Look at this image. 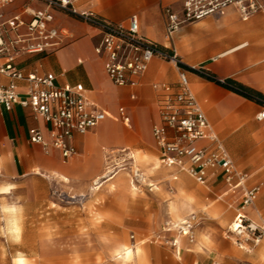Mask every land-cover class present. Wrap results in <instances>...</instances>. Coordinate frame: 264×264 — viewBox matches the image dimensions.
I'll return each instance as SVG.
<instances>
[{
	"label": "crops",
	"instance_id": "crops-1",
	"mask_svg": "<svg viewBox=\"0 0 264 264\" xmlns=\"http://www.w3.org/2000/svg\"><path fill=\"white\" fill-rule=\"evenodd\" d=\"M183 2L184 0H76L75 4L81 11H92L116 22H127L132 14H138L141 33L162 46H173L184 65H201L220 78L235 79L264 94V10L243 19L239 9L230 6L224 14H212L183 24L168 39L165 35L166 9L172 8L180 12ZM43 5L38 0H13L0 8V11L7 17L14 14L28 17L25 13L27 6L41 8ZM54 24L65 25L70 31L64 44L48 52L22 53L17 58L18 67L25 73H54L57 85L82 84L89 100L105 111L107 117L86 134H76L72 142L78 152L66 158L59 149H46L42 144L30 140L29 130L33 127L41 129L48 140L50 138L48 125L41 116L20 104L10 110L0 108V158L4 161L0 165V184H14L15 191L21 192L29 188V179H34L33 190L39 202L46 197V190H43L46 177L61 176L64 179L61 180L62 185L67 186V181L70 182L75 177L86 182L97 173L99 149L106 148L105 145L100 147L103 139H122L118 124L110 121L114 118L112 110L121 101H127L130 105L120 104L116 109L115 119H120L129 126L133 119L132 107L145 111V107L155 104L152 135L161 163V151L153 134V126L160 120L158 101L165 93L173 91L172 87L180 76L179 65L155 57L136 85L118 86L109 78L104 59L95 51L98 38L92 26L61 11H55ZM0 78L5 82L9 80L1 74ZM189 81L190 89L204 110L212 131L225 145L236 170L239 171L235 161L249 158L264 160V119L258 117L262 111L261 104L195 73H189ZM17 84L22 94L26 92V81L18 80ZM142 101L146 102H143L145 105ZM122 107L130 117L129 122L124 121L120 113ZM95 130V134H90ZM199 143L205 145L208 140H201ZM246 143L252 146L247 148ZM115 148H128L135 157L130 146ZM160 165L156 162L152 169L156 170ZM163 166L171 171L173 180H178L182 174L190 176L176 167ZM239 172L245 175L246 182L249 173L242 170ZM211 176L221 182L223 180L222 172L210 170L209 177ZM258 178L263 181L256 185H263L264 167L259 168ZM125 180L121 176L119 183L123 184ZM173 208L176 209V216L180 217L177 205ZM170 222L172 221H167V225ZM164 229L170 231L172 227ZM181 237H178L179 244L174 248V253L180 260L184 249ZM259 252L260 249L258 255ZM228 253L236 252L232 250V253ZM187 259L192 262L190 256Z\"/></svg>",
	"mask_w": 264,
	"mask_h": 264
},
{
	"label": "rangeland",
	"instance_id": "rangeland-1",
	"mask_svg": "<svg viewBox=\"0 0 264 264\" xmlns=\"http://www.w3.org/2000/svg\"><path fill=\"white\" fill-rule=\"evenodd\" d=\"M252 100L260 103L263 110V101ZM120 104L130 105L127 101H121L118 106ZM117 107L112 110L114 118L110 121L118 124L122 139H103L100 147L105 145L106 148L99 149L98 171L88 181L81 182L75 177L63 186V177H46V182L43 181L46 197L39 202L33 190L35 181L29 179L28 189L8 196L9 201L22 198L24 231L19 245L8 244L0 237V245L7 247L3 264H12V257L17 253L28 258L39 257L36 264H73L76 255L80 264H98V260L102 264H114L110 252L121 245L133 251L143 248V264H260L258 250L261 246L255 241L264 240V233L259 236L254 227L264 225V182L259 185L260 193L251 205L242 208L241 201L244 187L263 181L258 178V170L264 167V160L235 161L239 171L249 173L245 184L237 188H230L224 179L221 182L212 176L205 183L185 174L173 180L171 171L159 161L152 135L155 104L145 107V111L132 107L130 126L115 119ZM118 146L133 149L135 168L140 169L141 176H134L128 167L114 174L107 173V152H114L112 161L120 162L119 150L115 148ZM251 146L245 144L247 148ZM156 162L161 165L155 170L152 168ZM121 176L126 179L123 184L119 183ZM175 205L180 217L176 216ZM240 212L246 215L242 233L232 227ZM192 214L196 216L195 238L190 241L186 237L188 242L179 234L178 224ZM96 215L104 217L102 222L94 223ZM169 220L172 222L167 225ZM169 226L170 231L164 229ZM101 236L106 238V243L101 241ZM205 236L210 238L211 245L198 251ZM178 237L184 247L181 260L174 253L176 246L169 242ZM245 247L254 252H245ZM136 264L141 261L136 260Z\"/></svg>",
	"mask_w": 264,
	"mask_h": 264
},
{
	"label": "built area",
	"instance_id": "built-area-1",
	"mask_svg": "<svg viewBox=\"0 0 264 264\" xmlns=\"http://www.w3.org/2000/svg\"><path fill=\"white\" fill-rule=\"evenodd\" d=\"M12 1L0 0V8ZM38 1L44 4L43 7L27 6L25 13L28 17L24 14L7 17L0 11V74L9 79L5 82L0 78V108L10 110L20 104L43 118L48 125L50 138L48 140L41 129L33 127L29 130L32 142L40 143L46 149L57 148L64 157L69 158L78 152L72 142L74 136L86 134L107 117L105 111L89 100L82 84L57 85L54 73H25L17 65V58L22 53L48 52L64 44L70 31L65 26L54 24L55 11H61L78 17L96 30L98 41L95 51L104 59L109 78L118 86L136 85L155 57L179 65V79L172 87L173 91L160 97V120L153 126V134L164 165L184 170L200 183H205L210 170H215L222 172L223 179L230 188L245 184V175L236 170L229 152L218 135L212 131L204 110L191 91L189 73L222 84H226L227 79H217L201 65H184L173 46H162L141 33L138 14H132L127 22H116L92 11L79 10L76 0ZM230 6H236L243 19L264 10L263 0H184L180 12L172 8L166 9L165 35L171 39L183 24L212 14H224ZM18 80L28 83L23 94L19 91ZM120 113L124 121H130L125 108H120ZM258 117L264 119V107ZM201 140H208V144L201 145ZM118 152L120 162H113L111 157L114 152H107V173L114 174L128 167L134 176H141L140 169L135 168L132 151L124 148ZM1 155L0 146V157ZM260 189L259 185L244 187L242 208L255 201ZM245 218L246 215L242 212L236 216V220L242 225L238 233L243 231ZM195 225L196 216L192 214L178 224L179 234L194 241ZM254 230L261 236L264 225L255 226ZM169 242L178 246L179 239L174 238Z\"/></svg>",
	"mask_w": 264,
	"mask_h": 264
},
{
	"label": "clouds",
	"instance_id": "clouds-1",
	"mask_svg": "<svg viewBox=\"0 0 264 264\" xmlns=\"http://www.w3.org/2000/svg\"><path fill=\"white\" fill-rule=\"evenodd\" d=\"M4 163L0 158V165ZM16 189L14 184H0V237L4 238L8 244L19 245L22 243L23 231H24V213L25 208L20 200L22 198L17 197L14 201H9L8 196ZM190 200L192 198H189ZM104 219L101 215L94 217V223H100ZM86 231V230H85ZM101 241L107 242L106 238L101 236ZM203 245L197 250H202V247H210V238L203 237ZM256 245L261 246L259 252V262L264 264V240L257 239ZM249 254L254 252V249L245 247L243 249ZM144 249L137 247L135 251L127 245H121L110 252V257L114 264H136V260H140L143 264ZM7 259V247L0 245V264ZM39 257L28 258L21 253H17L12 257V264H36V260ZM73 264H80L79 256L76 255ZM98 264H102V261L98 260Z\"/></svg>",
	"mask_w": 264,
	"mask_h": 264
},
{
	"label": "trees",
	"instance_id": "trees-1",
	"mask_svg": "<svg viewBox=\"0 0 264 264\" xmlns=\"http://www.w3.org/2000/svg\"><path fill=\"white\" fill-rule=\"evenodd\" d=\"M217 83L249 98V99H262L264 100V94H262L261 92L249 87V86H246L238 81H236L235 79H232V78H228L227 81H226V84H222L221 82L219 81H216Z\"/></svg>",
	"mask_w": 264,
	"mask_h": 264
},
{
	"label": "bare ground",
	"instance_id": "bare-ground-1",
	"mask_svg": "<svg viewBox=\"0 0 264 264\" xmlns=\"http://www.w3.org/2000/svg\"><path fill=\"white\" fill-rule=\"evenodd\" d=\"M241 226H242V225L239 223V221H237V222L234 224V226H233L234 231H239V229H240ZM240 232H241V231H240Z\"/></svg>",
	"mask_w": 264,
	"mask_h": 264
}]
</instances>
